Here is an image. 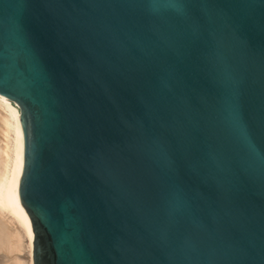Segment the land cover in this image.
<instances>
[{
  "label": "water",
  "instance_id": "1",
  "mask_svg": "<svg viewBox=\"0 0 264 264\" xmlns=\"http://www.w3.org/2000/svg\"><path fill=\"white\" fill-rule=\"evenodd\" d=\"M33 264H264V0H0Z\"/></svg>",
  "mask_w": 264,
  "mask_h": 264
},
{
  "label": "bare ground",
  "instance_id": "2",
  "mask_svg": "<svg viewBox=\"0 0 264 264\" xmlns=\"http://www.w3.org/2000/svg\"><path fill=\"white\" fill-rule=\"evenodd\" d=\"M22 164L23 131L19 111L11 101L0 96V260L12 254L11 263L25 264L15 253L27 247L29 264H33L30 224L18 198Z\"/></svg>",
  "mask_w": 264,
  "mask_h": 264
},
{
  "label": "rangeland",
  "instance_id": "3",
  "mask_svg": "<svg viewBox=\"0 0 264 264\" xmlns=\"http://www.w3.org/2000/svg\"><path fill=\"white\" fill-rule=\"evenodd\" d=\"M25 249L26 250L23 249L22 252H20V253L16 252L15 254L20 255L23 258V260L26 261L25 264H29V256H28L29 255V251H28L27 247ZM15 254H13V255H15ZM11 255L12 254H10V256L9 255L6 256L3 260H0V264H10L14 260L13 258H11L12 257ZM10 259H13V260L11 261ZM11 264H13V263H11Z\"/></svg>",
  "mask_w": 264,
  "mask_h": 264
}]
</instances>
